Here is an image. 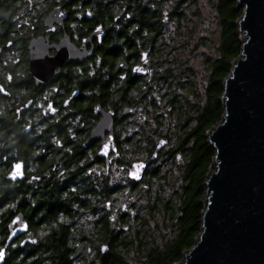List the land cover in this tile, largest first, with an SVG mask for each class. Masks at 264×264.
<instances>
[{
    "label": "flooded vegetation",
    "instance_id": "flooded-vegetation-1",
    "mask_svg": "<svg viewBox=\"0 0 264 264\" xmlns=\"http://www.w3.org/2000/svg\"><path fill=\"white\" fill-rule=\"evenodd\" d=\"M154 1L0 0V264L106 257L154 229L169 178L184 192L191 123L159 84Z\"/></svg>",
    "mask_w": 264,
    "mask_h": 264
},
{
    "label": "water",
    "instance_id": "water-1",
    "mask_svg": "<svg viewBox=\"0 0 264 264\" xmlns=\"http://www.w3.org/2000/svg\"><path fill=\"white\" fill-rule=\"evenodd\" d=\"M239 55L223 79L200 232L175 264H264V0H237Z\"/></svg>",
    "mask_w": 264,
    "mask_h": 264
},
{
    "label": "trees",
    "instance_id": "trees-1",
    "mask_svg": "<svg viewBox=\"0 0 264 264\" xmlns=\"http://www.w3.org/2000/svg\"><path fill=\"white\" fill-rule=\"evenodd\" d=\"M188 3L190 4V0ZM154 4L156 5L154 21L156 20L157 23L154 30V44H157L154 58L161 65V72L158 74L159 84L165 87L170 105H174L179 110L183 107L179 104L181 102L186 103L189 108V112L176 114L191 123L190 133L193 140L190 148V163L185 172L187 185L184 192H174L171 199H165L162 193H159V204L157 209H154V215L162 214L163 218L166 217L165 220H171L172 227L171 236L162 246L154 245L145 252L142 246L152 238L154 229L150 226L143 228L139 226L127 234L124 241L113 240L111 234L110 240L105 241L109 248L106 257L95 258L83 254L75 260L76 264H130V253L137 255L139 264H175L180 261L183 252L192 247L200 232L203 183L214 156L213 149L208 145L206 132L220 121L223 114V105L220 101L223 79L229 73L232 61L241 50L236 26L241 10L236 9L237 0L213 2L215 16L221 28L220 39L216 47V56L210 60L209 79L204 83V92L201 95L195 86L196 82L188 79L184 71L179 68L185 62L178 63L172 59L176 51L188 49L189 38H185L182 34L184 23L188 19L183 10L184 2L158 0L154 1ZM178 39L183 41L179 42ZM176 212L181 213L178 222L175 221ZM66 260L63 259L64 264Z\"/></svg>",
    "mask_w": 264,
    "mask_h": 264
},
{
    "label": "rangeland",
    "instance_id": "rangeland-1",
    "mask_svg": "<svg viewBox=\"0 0 264 264\" xmlns=\"http://www.w3.org/2000/svg\"><path fill=\"white\" fill-rule=\"evenodd\" d=\"M213 2L214 0H190V4L187 2L185 12L188 19L184 23L185 28H183L182 34L185 38H189L188 49L181 52L176 51L172 58L174 62H185L179 68L184 71L188 79L196 82L195 86L201 95L204 92V83L209 79L210 60L216 56V47L220 39L221 28L215 16ZM190 35L191 37H189ZM178 41L181 42L183 40L178 39ZM202 97L204 100V96ZM189 98L193 101L190 96ZM166 100L168 99L166 98ZM179 104L183 105L181 113L189 112L186 103L180 102ZM187 104L189 106V103ZM171 178H169L167 183H164L162 196L165 199H171L175 192L177 179L174 175ZM165 218L162 217V214L156 215L155 213L152 238L147 240L146 244L142 246V248H145L143 249L145 252L154 247V245L162 246L164 241L171 236V220H165ZM129 262L130 264H139L135 253H130Z\"/></svg>",
    "mask_w": 264,
    "mask_h": 264
},
{
    "label": "snow or ice",
    "instance_id": "snow-or-ice-1",
    "mask_svg": "<svg viewBox=\"0 0 264 264\" xmlns=\"http://www.w3.org/2000/svg\"><path fill=\"white\" fill-rule=\"evenodd\" d=\"M17 168H19V166H17ZM17 174H19V173H17ZM3 256V253L2 252H0V257H2Z\"/></svg>",
    "mask_w": 264,
    "mask_h": 264
}]
</instances>
